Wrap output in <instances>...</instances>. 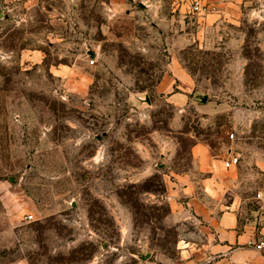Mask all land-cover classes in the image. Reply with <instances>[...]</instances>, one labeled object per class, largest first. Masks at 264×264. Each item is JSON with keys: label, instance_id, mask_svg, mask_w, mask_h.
<instances>
[{"label": "rangeland", "instance_id": "374dc122", "mask_svg": "<svg viewBox=\"0 0 264 264\" xmlns=\"http://www.w3.org/2000/svg\"><path fill=\"white\" fill-rule=\"evenodd\" d=\"M175 1L0 6V264H186L195 220L170 186L187 175L203 198L199 144L239 157L225 202L261 216L264 0L202 19ZM172 59L196 85L179 108L155 91Z\"/></svg>", "mask_w": 264, "mask_h": 264}, {"label": "crops", "instance_id": "0c3cea01", "mask_svg": "<svg viewBox=\"0 0 264 264\" xmlns=\"http://www.w3.org/2000/svg\"><path fill=\"white\" fill-rule=\"evenodd\" d=\"M14 1L16 0H0V6ZM179 5L176 0L173 12L178 10L184 15L186 6ZM156 84V93L163 95L175 108L185 106L196 89L193 78L183 68L179 59L169 62L167 73ZM228 154L229 152L219 161L210 156L205 146L199 144L191 149V155L198 164L199 174L203 177L199 183L203 198L196 193L195 185L187 175L179 177L170 186V195L179 196L181 200L179 205H174L175 209H187L195 220L192 221L194 232L179 241L177 249L181 262L264 264V252L258 253L250 246L256 241L255 230L260 215L253 219L247 218L244 201L235 192L230 201L225 202L229 191L227 185L231 183L236 187L239 181V175H235L237 165L229 169L224 167ZM262 176L264 183V174ZM257 194L261 195L263 192Z\"/></svg>", "mask_w": 264, "mask_h": 264}, {"label": "built area", "instance_id": "2783aa9c", "mask_svg": "<svg viewBox=\"0 0 264 264\" xmlns=\"http://www.w3.org/2000/svg\"><path fill=\"white\" fill-rule=\"evenodd\" d=\"M229 2V0H178V3L186 6L184 15H190L195 18H203L207 15L218 13L223 9V6ZM90 66L94 65V60L90 58L89 62ZM234 135H231V139H233ZM224 167L229 169L239 164V157L233 153L229 152L227 160L224 161ZM256 199L261 202V216L258 220V224L256 225V241L251 243L250 246L258 253L264 252V194H257ZM26 222H31L33 217L31 215L25 216L23 218Z\"/></svg>", "mask_w": 264, "mask_h": 264}, {"label": "water", "instance_id": "95a60500", "mask_svg": "<svg viewBox=\"0 0 264 264\" xmlns=\"http://www.w3.org/2000/svg\"><path fill=\"white\" fill-rule=\"evenodd\" d=\"M93 54L90 56V58H93ZM207 99H208V95L207 94H205V95H200L199 97H198V99L197 100H191V101H193V102H198L199 104H201V105H205L206 104V102H207ZM138 101H142V102H145L147 105H149L150 103H149V101H148V99H147V97H144V99H137ZM149 257V255L147 254V255H144V256H141L140 257V259L142 260V261H145L147 258Z\"/></svg>", "mask_w": 264, "mask_h": 264}]
</instances>
